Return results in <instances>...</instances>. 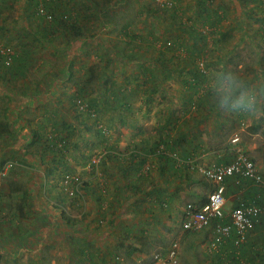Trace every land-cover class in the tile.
Here are the masks:
<instances>
[{
  "label": "crops",
  "instance_id": "0c3cea01",
  "mask_svg": "<svg viewBox=\"0 0 264 264\" xmlns=\"http://www.w3.org/2000/svg\"><path fill=\"white\" fill-rule=\"evenodd\" d=\"M120 7L111 4L107 9L101 8L103 13L120 8V15H112L111 21L105 20L97 30L101 32L97 37L94 26L81 17L89 11L76 10L80 30L79 34H72L73 49L69 58H63L66 71L64 69L61 74L42 70L37 79L27 80V72L31 70L28 61H34V58L30 46L23 44L24 40L20 41L21 48L30 52L23 60L28 63L25 75L12 73L6 76L10 85L13 79H18L23 87L18 92L8 89L12 101L5 107V117L1 118L8 123L9 134L0 136V167L6 169L0 187V264H9L8 255L12 263L26 262L29 259H23V256L39 254L45 251V246H54L55 249L48 248L53 254L59 247L65 256L71 252L70 259L74 262L71 264H148L154 252L166 251L173 243L177 244L180 264H238V261H231L234 248L229 241L210 252L211 258L204 255L212 238L211 227L197 236L181 228L184 206L187 203L201 205L212 189L200 175L191 173L183 160L191 158L205 165L228 163L234 157L231 139L238 135V146L264 174V118L249 119L217 110L210 99L211 82L198 87L199 91L195 89L194 93L200 97L197 109L191 110L188 105L194 93L177 86L181 107L190 111L164 118L156 117L157 113L155 118L150 116L151 97L142 98V86L126 83L129 72L126 67H121L124 62L118 63V58L124 60L129 56L118 44L124 45L136 37L126 35L127 30L133 28L132 24L114 21L120 20L127 10L126 6ZM194 9L201 14L209 12L204 10L202 2ZM227 9L221 5L223 13ZM205 17L210 19L209 13ZM61 29L58 28V32ZM96 45L115 47L103 49L106 54L100 55L96 53ZM17 52V55L22 54L20 50ZM176 58L170 60L169 57L168 60L175 61ZM138 59L143 64V60ZM184 61L188 64L187 59ZM242 65L239 63L237 68L225 70L237 72L248 87L264 93V69H244ZM168 71L170 73L163 76L162 72H143L147 81H156L152 92H159L160 83L173 77L172 70ZM180 71L182 78L179 80L183 83L189 74L188 70ZM138 75L142 76L140 72L136 77ZM74 96H81L96 109L98 115L94 120L109 131L107 136L95 134L83 140L93 153L88 166L87 162L81 161L78 146L74 144V141L80 143V138L75 136L77 132L80 134V126L75 124L72 116ZM149 123H154L156 128L168 124L172 126L171 132L168 135L160 130L145 132ZM50 136L55 142L52 147L46 146ZM159 142L175 149L178 158L149 153ZM103 150L108 152L104 161L91 169L93 157ZM59 157L63 158L60 164ZM142 157L146 158L143 163ZM146 162L150 163V170L143 174ZM64 165L76 174L84 170V184L76 196L66 195L50 184L64 173ZM262 198L259 188L249 180L239 176L227 179L224 221L228 220L229 211L240 199L261 203ZM50 204L59 210L58 216L54 212L56 208L49 207ZM85 204L88 208V219L85 220L88 240L81 241L80 220L72 217H78L77 207ZM260 219L264 223L262 215ZM39 221L40 225L36 223ZM258 223L250 232L242 252H264V238L259 239L261 225ZM66 238L70 244L66 243ZM80 247L84 248L82 257ZM48 261L44 259L45 264H49Z\"/></svg>",
  "mask_w": 264,
  "mask_h": 264
},
{
  "label": "rangeland",
  "instance_id": "374dc122",
  "mask_svg": "<svg viewBox=\"0 0 264 264\" xmlns=\"http://www.w3.org/2000/svg\"><path fill=\"white\" fill-rule=\"evenodd\" d=\"M0 2L7 5L5 8L8 9L2 12L0 16V42H7L11 39L13 42L11 45L19 51L18 45L20 41L24 40L23 44L26 43L25 45H29L31 48L34 61L31 59L28 61L31 70L27 72V80L33 81L37 79L36 77H38L39 72L42 70L52 72L56 75L63 73L65 69L63 58H69L68 56H70L71 50L73 49V47L71 48L70 42L72 33L64 34L65 30L63 28V30L61 29L59 30L60 32H58L57 29L53 28L55 24L37 15L32 5H30L31 8L26 6L27 4L25 3L27 0H0ZM58 2L64 5L61 6V4L57 3L59 10L62 8V10L65 11L72 8L74 11L77 10L78 12L89 11V13H85L86 15L83 14L81 17L87 22H90V24H92L91 26H94V31H96L94 34H97L96 37L101 33L97 30L101 29V25L105 20L111 21L109 18L112 15L119 16L120 12L118 11L121 8L120 6H126L127 10L125 9L126 12L123 14V17L120 18V20L116 19L114 21L123 20L129 25L132 24L133 28L127 30L126 35L132 37L131 34H133L136 37L131 38L126 44L123 43L124 45L118 44V47L125 48L124 53L129 54L128 57L125 56L124 60L118 58V63L120 65V61L124 62L121 67H126L127 73L129 72V74L126 75V83L129 85L136 84L137 86H142L141 90H144V93L141 94L142 98L151 97L150 105L152 109L150 116L152 115L154 118L156 116L155 113L159 114L156 117L162 116L164 118L169 117V115L178 116L182 114L181 112L184 114V112L190 111L189 109L192 110L189 104V109L181 107L178 98L179 95H177V86H182L193 94L196 88L199 91L198 87L204 86L206 82H212V78L216 73L225 71V68H237L239 63H243L241 68L244 69H264V0H172L171 5L166 6L160 5L155 0H110L109 2H107V0H60ZM196 2H202L204 10L206 11L207 9L209 11L210 19L205 17L208 13L205 12L201 14L200 12H196L194 9L197 4ZM111 4L120 8H117L118 10L115 12H111L110 10L109 12L103 13L101 8L107 9ZM222 4L228 8L224 13L220 10ZM201 9L203 8L201 7ZM45 29H48V37L43 36ZM203 33L204 35H201ZM50 37L51 40L49 42ZM20 45L22 46V43ZM86 45L87 44L84 46ZM89 47L93 49L95 46ZM110 47L114 49L115 46L108 45L106 47L105 45H96V53L105 55L106 53L103 49H108ZM84 49L90 52L86 48ZM65 50H69V52H65ZM197 52L201 55L200 60H196ZM61 54L62 59H60ZM176 56L178 57L176 58ZM48 57L51 59L49 60ZM169 57L170 60L174 58H176V60L170 61L168 60ZM181 57L182 59H179ZM138 58L143 60V64L139 63L140 60ZM184 59L188 60V64L184 63ZM192 60L197 63H193ZM234 62L237 64H234ZM196 65L200 67L204 65L203 67L206 70L205 74L207 76L206 82L196 87L193 84H188V77V79H186L187 85L181 83L179 80L182 78L180 77L182 74L180 69L186 71ZM168 69H171L174 73L173 77L160 83L158 86L159 92H152L151 89L155 86L156 81H154V79L147 81L144 77V73L151 74L157 72L160 74L162 72L161 76H163L164 74L170 73ZM137 72H140L142 76L138 75L136 77ZM6 75L7 74L0 75V120L5 117V113L7 112L5 107L12 101L8 93L10 90L8 89L18 92L23 87L22 81L18 79H13L10 85ZM134 78H137L139 82H136ZM51 79L54 78L52 77ZM72 79L73 78H71V80ZM157 79L159 80L160 78ZM147 91L151 92L147 94L145 93ZM30 97L34 96L30 95ZM173 99H175L174 102ZM190 99H192L193 102H198L200 97L194 93V96ZM72 116L75 120V124L80 126V134L78 132L75 134V136L77 135L78 138H80V143L74 141V144L78 146L77 150L80 151L82 157L81 161L83 160V164L87 162L86 165L88 166L90 156L93 153L89 152L88 145L86 146L83 140L89 139L90 136H94L95 134H100L97 132L99 129L97 127L98 123H96L87 112L78 111L75 105H73ZM150 116H147L148 119ZM77 126H75V129ZM155 126L154 123H149L145 126L144 130L145 132L151 133L155 132V130H160L162 133L168 135L172 128V126L168 124L160 126L159 128ZM68 167V165L65 167L64 173L60 178L55 177V181L50 182V184H53L55 187L57 186V190H62L65 193V189L61 185L62 176L66 172L73 173L71 170L68 171ZM83 171L84 170L81 169L78 175L84 182L85 174ZM75 173L77 172H74V174ZM83 182L81 186H79V190L82 188ZM54 186H52V189L55 188ZM79 190L75 194H77ZM52 205L50 204L49 207L55 209V205ZM77 208L79 216L72 218L78 221L80 220V237L84 240L85 238L88 240V226L85 221L88 219L87 205L85 204ZM54 212L56 216L60 214L57 208ZM262 217H264V213ZM36 223L40 225L41 221ZM258 224L261 225L258 228V234L259 239L261 238L262 240L264 238L263 219L262 222L260 219ZM203 232L204 230L192 232L191 234L197 236ZM65 241L70 244L67 238ZM245 245H247V242L243 243L238 248L233 247L234 250L231 253V261L232 259L235 262L238 261V264H251L252 261H254L253 264H264V252H242V248ZM48 248L55 249L54 246H45V251L39 254L30 253V255L26 254V256H23V259L29 260L21 263H12V259L10 255H8L9 264H45V258L49 259V264H71V262H73L70 259L73 256L71 252L65 256L64 252H60L63 251V249H61L62 247H59L56 253L53 254L48 251ZM209 253L208 251L204 253V255L211 258V253ZM187 255L188 253H186V256ZM234 257L238 259L236 260Z\"/></svg>",
  "mask_w": 264,
  "mask_h": 264
},
{
  "label": "built area",
  "instance_id": "2783aa9c",
  "mask_svg": "<svg viewBox=\"0 0 264 264\" xmlns=\"http://www.w3.org/2000/svg\"><path fill=\"white\" fill-rule=\"evenodd\" d=\"M162 6L171 5L172 0H155ZM37 14L44 16L46 20L51 21L52 15L46 12L43 5L37 8ZM15 55V49L11 46L0 44V56L4 59V64L9 66L12 57ZM78 111H88L87 104L81 99L76 100ZM93 111H90L92 113ZM94 112L92 116H94ZM104 136L109 135V131L101 123L97 126ZM239 136L235 135L231 139L234 144V157L228 163H214L211 165L199 164L193 159H186L183 162L187 165L191 173H197L205 181L212 185L207 199L199 206L193 203H187L184 206L180 226L185 231L199 232L211 227L212 238L208 243V251L213 253L217 251L220 245L229 241L234 248L240 247L247 241L250 232L259 222L264 213V174L256 167L255 162L238 146ZM106 150L94 156L89 167H99ZM155 155H168L174 159L178 158L175 149H167L165 144H159L155 150ZM149 156V155H148ZM150 163L146 162L142 168L143 174H148ZM6 174V169L0 170V187L2 179ZM233 176H239L249 180L256 185L260 194L263 195L262 202L251 203L246 199H240L237 204L229 211V218L224 221L226 216V180ZM83 180L78 174L65 173L61 179V185L69 196H74L79 190ZM177 244L173 243L170 248L164 252L156 251L152 254L148 264H180L177 257Z\"/></svg>",
  "mask_w": 264,
  "mask_h": 264
},
{
  "label": "trees",
  "instance_id": "16d2710c",
  "mask_svg": "<svg viewBox=\"0 0 264 264\" xmlns=\"http://www.w3.org/2000/svg\"><path fill=\"white\" fill-rule=\"evenodd\" d=\"M58 1H60V0H27V2H26L27 5L26 6H29V8H31L30 5H32L35 8V11H36V14H37L38 6L40 4L43 5L45 10H46V12H48V13H50L52 15V20L49 21V22H52V23L55 24V27L53 26L54 29L58 30V28H63L65 31L72 32V34H79V30L80 29H78V26H77L78 13H75L77 11H74L72 8H70V10L67 9L65 11H63L62 8H60V10H59L58 4H61V3H59ZM109 1L110 0H107V2H109ZM6 6L7 5H5V4L0 2V16H1L2 12H5V10L6 11L8 10L7 8H5ZM37 15H39V14H37ZM39 16L42 17L44 20H46L44 16H41V15H39ZM47 33H48V29H45L44 32H43V36L47 37L48 36ZM201 35H204V33L201 34ZM1 40H3V39H1ZM10 40H8L7 42H5V41L4 42H0V44H5V45L11 46V47H13L15 49V55L12 57V62H11V64L9 66H6L4 64V59L0 56V75L1 74L4 75V74L16 73L17 75L24 76L25 75V71H26L25 65L28 64V63L26 61H23V60H25V58L29 57L30 52L25 50V49H23V48H21L22 46L19 43V45H18L20 47L19 50H20V52L22 54L21 55H17L18 54L17 49L13 45H11V43H13V42H12V40L11 41ZM196 54H197L196 60L197 59L200 60L201 55H199V52H197ZM176 57H178V56H176ZM192 61H193V63H197L194 60H192ZM198 63H199V61H198ZM234 64H237V63L234 62ZM203 66L204 65H202V67H200V66L196 65L195 67H192L190 70L186 71V72H188L189 76H187L185 79H183V81H182L183 84L187 85L186 84L187 83L186 79H188V77H189L188 84H193L196 87L200 86L201 83L206 82L205 81L207 79V76L205 74L206 70L204 69ZM78 98L81 99V100L83 99L80 96H75L74 99H73V102H72L73 105H75L76 100ZM86 104H87L88 111H85V112H87L88 115H90V116H92V113L94 112L95 115H94V117L92 116V118L95 119V116L98 115L97 114L98 111L96 109H94L87 102H86ZM188 104L194 109H197V107H198V102H193L192 99H190L188 101ZM75 107H76V105H75ZM90 111H93V112L90 113ZM97 132L102 134V132L99 129L97 130ZM8 134H9V125H8V123L6 121H1L0 120V136H5V135H8ZM54 143H55L54 139H52V137L50 136L47 139L46 146L52 147L54 145ZM159 144H165V143H162V142L156 143L153 147L150 148L149 153H155V150H156V148L158 147ZM165 146H166L167 149H172L171 147H168L166 144H165ZM107 154H108V152L103 156L101 162L104 161V157ZM162 156H165V154H162ZM58 159H59L58 163L60 164V162H61V160L63 158L59 157ZM145 159H146L145 157H142L141 160H140L141 163H143L145 161ZM186 168L188 169L187 165H186ZM0 170H1V167H0ZM66 195H67V193H66ZM0 197H1V191H0ZM203 202L204 201H202L201 203H203ZM66 217H68V215H66ZM80 239L82 241L83 238L81 237ZM83 241H86V240H83ZM83 250H84V248L80 247V251H81L80 255H81V257H82V255H84V251Z\"/></svg>",
  "mask_w": 264,
  "mask_h": 264
},
{
  "label": "clouds",
  "instance_id": "9594fccd",
  "mask_svg": "<svg viewBox=\"0 0 264 264\" xmlns=\"http://www.w3.org/2000/svg\"><path fill=\"white\" fill-rule=\"evenodd\" d=\"M209 93L217 110L244 115L249 119L264 118V93L248 87L233 70L216 73L210 83Z\"/></svg>",
  "mask_w": 264,
  "mask_h": 264
}]
</instances>
